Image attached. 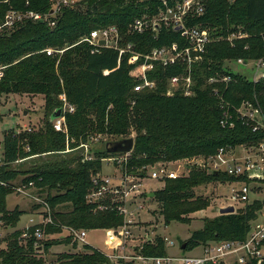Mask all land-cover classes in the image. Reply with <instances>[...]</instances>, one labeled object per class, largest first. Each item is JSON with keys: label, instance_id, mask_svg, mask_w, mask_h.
I'll list each match as a JSON object with an SVG mask.
<instances>
[{"label": "trees", "instance_id": "16d2710c", "mask_svg": "<svg viewBox=\"0 0 264 264\" xmlns=\"http://www.w3.org/2000/svg\"><path fill=\"white\" fill-rule=\"evenodd\" d=\"M4 1L0 0V25L11 9L49 14L54 3L53 0ZM181 1L167 0L170 5ZM161 8L163 0H84L79 8H64L54 27L47 22L28 20L14 30L0 33V67H4L0 100L12 94L43 96L46 112L45 125L39 130L19 133L9 130L4 134L0 222L17 228L24 212L8 210L7 197L14 192V181L24 176L25 183L33 182L41 190L57 192L45 199L53 218V223L45 227L46 233H60L64 227L89 231L123 225L122 217L115 211L99 212V203L87 201L94 187L92 178L103 171V160L117 154L110 155L104 148L96 152L93 160L80 157L75 167L70 164L76 158L60 156L69 154L66 153L69 149L77 151L76 148L89 143L95 134L120 140L135 133L134 150L125 165L143 169L141 176L146 175L148 166L157 162L189 157L208 159L224 147L264 141V132H253L240 120L236 119L234 129L220 125L222 100L236 108L244 100L257 98L264 107V80L255 83L225 68L227 61L264 57V0H207L205 14L188 20L189 25L209 28L216 38L208 45L203 61L192 68L194 94L191 97L184 96L182 91L167 95L169 79L186 72L182 65H156L145 75L156 82V87L136 92L134 87L144 79L140 71L143 58L129 64L131 53L124 54L119 61L118 50L103 48L99 53H92L88 43H79L93 30L115 26L119 45L131 44L134 51L142 55L173 43L185 44L180 32L173 28H162L157 34L131 32L135 19L153 18ZM237 31L247 37L230 42L228 38ZM47 49L64 52L49 56ZM217 74L232 77L228 85L217 84L219 95L214 93L213 85L208 84V79ZM62 94L75 106L73 113L65 114L67 132H57L50 121L52 113L62 107ZM231 111L236 118L233 108ZM33 157L37 160L27 171L12 167ZM232 180L233 177L224 173L208 174L202 165L192 166L186 177L166 180V186L154 192L165 225L173 221L189 223L186 214L210 206L208 199L196 195L197 188ZM59 205H70L71 209L56 212ZM263 208V201L254 200L235 214L205 218L204 227L194 231L183 243L186 244L184 251L210 242L244 241ZM24 233L15 229L10 234L7 248L0 251V264H43L41 252L49 250L53 244L47 242L39 251L35 227L30 230L26 243H22ZM66 242L78 247L72 238ZM84 249L83 254L61 255L56 264H137L133 261L115 263L89 244L84 245ZM140 253L149 257L167 255L165 239L155 236L144 244ZM257 262L254 259L249 264Z\"/></svg>", "mask_w": 264, "mask_h": 264}, {"label": "built area", "instance_id": "2783aa9c", "mask_svg": "<svg viewBox=\"0 0 264 264\" xmlns=\"http://www.w3.org/2000/svg\"><path fill=\"white\" fill-rule=\"evenodd\" d=\"M5 0L4 2H8ZM84 0H59L54 3L53 13L41 14L34 11H17L14 9L9 10L4 22L0 25V33L4 30L11 31L17 28L20 24L25 23L28 20L34 22H47L51 27L56 25V19L62 13L65 8H76ZM207 7V0H182L174 5H170L167 0H163V8L159 11L158 15L153 18L143 17L137 18L132 23L130 29L133 34L142 35L146 32H153L157 34L162 28H173L176 32H180V35L185 44L173 43L170 46L161 48H154L147 54H139L134 51V46L129 44L121 47L119 45V32L117 27L110 26L93 30L89 36L84 37L79 43H88L92 47V53H99L103 48H112L118 50L119 61L124 54L131 53L128 60L129 64H136L140 58H143V64L140 67V71L144 74V79L141 83L134 87L136 92H140L145 89H154L156 82L149 80L145 75L152 71L156 65L162 67H172L176 65H182L186 68V72L173 76L169 79V86L167 95H175L177 92L182 91L184 96L191 97L194 94V79L192 74V68L195 64L203 61L204 54L206 53L209 44L214 42L216 38L212 34L209 28L202 25H189L188 20L201 17L205 14ZM53 18V19H52ZM179 28V29H178ZM247 35L242 31H239L238 35L233 34L228 38L230 42L246 38ZM104 41L105 44L101 42ZM47 55L63 54L64 50H45ZM236 62L238 65H244L250 67L252 70L256 69V74L253 79H248L246 76L235 73L231 68L226 67V63ZM225 68L232 71L235 74L252 81L259 82L264 80V57L257 60L245 61L244 59H237L234 61H227ZM4 67H0V81L3 78ZM105 73H109L105 71ZM232 81L230 75L217 74L208 79V84L213 85V91L216 95H219V89L217 84L228 85ZM60 101L63 108V116L56 119L52 124L57 132H67L66 129V113H73L75 106L69 103L65 94L60 95ZM221 107L223 109V115L220 120V125L224 129H234L236 126V119L240 120L243 124H246L252 128L253 132H264V107L260 101L256 98L255 101L244 100L240 106L234 108L229 103L222 100ZM235 111L237 117L232 114L231 109ZM89 143L81 144V149H86L89 153L85 157L86 160H93L94 157L90 156L91 151L88 149ZM69 151V150H68ZM127 158H122L120 161L119 154L104 159L108 162L116 164L121 162L127 163L131 154H127ZM194 161H197L196 159ZM1 163V160H0ZM120 163V164H121ZM156 166L151 168L149 172V178L166 181L169 179H178L186 177L188 172L181 165H176L177 170L171 168V166L165 164H155ZM196 165L204 166L205 171L208 174L224 173L233 177L232 181L219 182L221 186L230 187L231 193L229 196V202L223 204L221 207L234 206L237 212L240 209L239 206H245L251 203V195L264 193V141L258 144H241L237 146H229L221 148L213 156L208 159H203L196 163ZM92 182L94 187L87 196V201L90 203H99L97 211L112 210L121 215L124 212L127 214V210L123 205H117L116 202L111 200L108 195L119 194L122 189H129L125 192L122 200H126L136 187L131 185L133 182L129 180L114 184L116 180L103 177L102 173L93 177ZM128 183L130 184L128 186ZM130 188L131 191H130ZM140 193V191H136ZM43 208L44 219L39 224V228H36L34 236L41 238L44 233V228L53 223L52 211L49 204L45 200H38ZM257 221V220H256ZM254 221L251 226V230L248 233L244 241H221L210 242L206 245H202L203 253L200 256L195 257H174L167 254L163 257H149L144 256L140 252L135 256L123 257L126 261H133L137 264H249L252 260L256 259L258 264L263 262V248H264V223H257ZM131 222V221H129ZM34 227V220H31ZM29 229V227L27 228ZM73 231L72 228H70ZM69 229V230H70ZM110 229L111 238L119 239L117 246L121 242V238L116 237ZM88 231V230H87ZM87 231L76 230L75 240L83 243H87ZM29 230L23 234L22 237H30ZM123 237L130 236V233L126 228L123 229ZM166 247H174L175 243L168 238H164ZM115 246V247H117ZM114 247V248H115ZM109 258V255H106ZM114 260L111 256L110 258ZM122 259V258H121Z\"/></svg>", "mask_w": 264, "mask_h": 264}, {"label": "rangeland", "instance_id": "374dc122", "mask_svg": "<svg viewBox=\"0 0 264 264\" xmlns=\"http://www.w3.org/2000/svg\"><path fill=\"white\" fill-rule=\"evenodd\" d=\"M59 0H53L57 2ZM54 3L52 6L54 8ZM82 3V2H81ZM81 3L76 6L79 8ZM56 4V3H55ZM239 34V31L234 33ZM226 67L231 68L235 73L242 74L248 79H253L256 74V69L252 70L250 67L244 65H238L236 62L226 63ZM46 122V112H45V100L43 96H27V95H4L0 100V160L3 156V143L4 134L6 131L13 130L15 132L39 130L44 127ZM136 134L133 133V138L135 140ZM114 136L111 135H97L95 134L89 141L88 149L92 152L90 156L94 157L97 151H101L105 148L106 144L114 140ZM77 151L69 149L65 156L61 158H76L75 161H71L70 166L75 167L80 157H86L89 153L86 149H81L80 146L76 148ZM73 152V153H70ZM127 154H119L120 161L122 158H127ZM36 158V159H35ZM44 158V157H42ZM37 157L27 159V161H21L19 163L13 164V168H19L21 170H29L33 164H35ZM39 160V159H38ZM194 157L184 158L177 161H162L157 162L158 164H165L171 166L173 169H178L176 165H181L189 173L190 168L196 166V163L202 161V157H196L197 161H194ZM116 164L103 160V171L102 176L110 179L116 180L114 184L121 182H128L132 180L131 185H136L130 195L126 200H122L125 192L129 189H122L119 194L110 193L108 197L116 202L117 205H123L127 210V214L124 212L123 215L117 213L123 219V225L118 226L115 230L111 232L114 233L116 237L121 238L120 244L117 246L119 239H112L110 231L97 229L87 231V243H81L75 240L74 228L71 231L70 228L64 227L60 233H46L44 228V233L41 238H37V243L39 245V251H42L44 244L52 243L53 245L49 250H44L41 252L40 257L43 260V264H56L61 255L70 256L71 254L85 253L84 245L89 244L97 250L104 252L117 260L116 262L124 261L123 257L135 256L139 253L144 244L148 240H152L155 236H161L163 238H168L175 243L174 247L167 248L168 254L174 257H195L200 256L203 253V247H197L191 251H184L182 249V244L186 242L192 235L194 231L201 230L204 227V219H213L219 216L220 207L223 204L229 202V196L231 193V188L221 186L219 182L213 184H207L201 186L195 190L197 196H202L203 199H208L210 201V206L205 210L193 211L186 214L190 218L189 223H181L177 221L171 222L170 225H165L164 216L161 213L160 205L155 200V198L148 197L149 193H154L157 190L163 189L168 181H159L149 178V172L151 168L156 166L155 164L147 167L146 175L141 176L143 169H138L136 167L127 168L125 164ZM1 165V163H0ZM24 176L19 177L14 181L15 187L14 192L7 197V208L10 211L15 209L23 211V215L20 217V222L16 226L17 228H12L5 222H0V251L7 248L8 237L14 229L24 228L29 226V229L24 228L22 231L39 228L43 218L41 217L43 208L38 200H45L49 194L54 196L57 192L46 190H41L35 186L33 182L25 183L23 182ZM130 184L128 183V186ZM132 188H130L131 191ZM140 191V193H136ZM260 200L264 202V193L252 194L251 201ZM46 201V200H45ZM246 206V205H245ZM244 205L239 206L244 208ZM71 209L70 205H59L56 206V212L68 211ZM43 215H46L43 214ZM36 219L34 221V227L30 222V219ZM131 221V222H129ZM257 223H264V208L259 213V217L256 221ZM129 231L130 236L123 237V229ZM70 229V230H69ZM28 232V233H29ZM72 238L77 242L78 247L74 248L72 244H67L66 240ZM29 239L28 237H22V243H26ZM117 246V247H115ZM115 247V248H114ZM136 247V250L134 248ZM264 255V248H263ZM40 257L38 259H40ZM122 258V259H121ZM111 260V259H110ZM112 261V260H111Z\"/></svg>", "mask_w": 264, "mask_h": 264}, {"label": "water", "instance_id": "95a60500", "mask_svg": "<svg viewBox=\"0 0 264 264\" xmlns=\"http://www.w3.org/2000/svg\"><path fill=\"white\" fill-rule=\"evenodd\" d=\"M51 13H53V11ZM101 43L105 44L104 41H102ZM62 116H63V108L60 107L52 113L50 117V121L53 123L56 119H59ZM134 145H135V140L133 137H130V138H124V139L108 142L105 146V149L106 152L110 155L132 154L134 150ZM147 196L153 198L155 197V193H149ZM235 213L236 210L234 206L220 207L219 210L220 215H232ZM185 248H186V244H183L182 249L185 250ZM134 250H136V247L134 248Z\"/></svg>", "mask_w": 264, "mask_h": 264}, {"label": "crops", "instance_id": "0c3cea01", "mask_svg": "<svg viewBox=\"0 0 264 264\" xmlns=\"http://www.w3.org/2000/svg\"><path fill=\"white\" fill-rule=\"evenodd\" d=\"M41 217L44 219V215H43V212H42V215H41ZM31 220H36V219H30V222H31ZM43 221V220H42ZM30 225H28V226H25L24 228H27V227H29ZM24 228H19V230H22V229H24ZM15 230V229H14Z\"/></svg>", "mask_w": 264, "mask_h": 264}]
</instances>
